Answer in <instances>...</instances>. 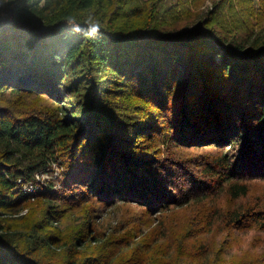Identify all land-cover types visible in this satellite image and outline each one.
I'll list each match as a JSON object with an SVG mask.
<instances>
[{
  "label": "trees",
  "instance_id": "obj_1",
  "mask_svg": "<svg viewBox=\"0 0 264 264\" xmlns=\"http://www.w3.org/2000/svg\"><path fill=\"white\" fill-rule=\"evenodd\" d=\"M162 1L0 0V264H224L217 239L241 229L262 251L234 262L264 264V25L241 31L225 0L175 22ZM189 150L212 154L168 155ZM56 161L61 188L23 221L21 185ZM128 202L144 230L96 229Z\"/></svg>",
  "mask_w": 264,
  "mask_h": 264
},
{
  "label": "rangeland",
  "instance_id": "obj_2",
  "mask_svg": "<svg viewBox=\"0 0 264 264\" xmlns=\"http://www.w3.org/2000/svg\"><path fill=\"white\" fill-rule=\"evenodd\" d=\"M218 1L221 2L222 0H163L162 4L164 5L165 9L168 8V12L166 16L169 18L168 13H173L175 17H179L175 20V22L183 23L187 20H192L195 16L203 11L206 12L207 10L211 9L213 4ZM227 3H232V8L226 9L223 8L222 15L228 18V15L233 14V17H244V27L241 28V31L251 30L252 27H260L264 25V0H225ZM225 4V3H224ZM247 5H252L253 10L252 14L249 15L248 13L250 10L247 9ZM226 6V5H225ZM230 17L229 19H231ZM172 19V17H170ZM172 24L174 23L173 20H170ZM253 25V26H251ZM264 27V26H263ZM188 149H193L188 147ZM208 154H212L208 150H189L187 152H178V153H170L173 159H176L177 163L179 159H184L188 156H194L196 160L203 159L204 156ZM183 168L189 167L193 173L197 172L199 166H193L190 163H184L181 165ZM64 175V169L61 164L56 161L51 164L50 167L46 168L45 171H39L35 173V180L29 182L28 184L21 185L22 190L32 192L31 198L28 200L29 205L26 209H24L21 213H18V216L23 215L25 218L23 221L32 222L39 219L40 214V206L37 200V196L34 194H38V190H43L46 186H51L54 190L61 188V181ZM183 176L182 173L178 174L176 177V189L181 193H185V191H191V188L188 187V180ZM224 200V199H223ZM132 204H122L121 207H114L108 206L105 209L101 208L96 213V229L103 230L106 229L107 231L112 230L113 226H117V221L123 219L125 222L123 223H130L139 225L141 223V228L137 231V234L144 230V226L146 225V219L144 218V214L140 207L133 202H128ZM223 207H225L224 202ZM63 204V202H62ZM65 213L68 214V208L65 209ZM148 218V217H147ZM66 219L61 225L59 226L58 237L61 242H67L69 238V234L67 233V225L73 223L76 225L75 218L71 221ZM67 223V224H66ZM110 228V229H109ZM56 232L58 230H55ZM260 235V234H259ZM258 233L253 231L245 232V230H235L231 236L226 237L224 233L220 235V238L217 239V246L216 248L219 249L222 257L227 261L224 264H236L234 261L241 258L243 262H246L250 259H254L255 256L259 255L262 249L259 247L261 245L260 238L256 240ZM261 236V235H260ZM263 236V235H262ZM255 239V241L253 240ZM228 243V244H227ZM258 249V250H257ZM233 262V263H232Z\"/></svg>",
  "mask_w": 264,
  "mask_h": 264
},
{
  "label": "clouds",
  "instance_id": "obj_3",
  "mask_svg": "<svg viewBox=\"0 0 264 264\" xmlns=\"http://www.w3.org/2000/svg\"><path fill=\"white\" fill-rule=\"evenodd\" d=\"M68 23L74 25V31L79 32L81 30L80 25L77 23L75 18L70 17L68 19ZM84 23L87 27V34L90 36L98 34L102 27V25L94 19L85 20Z\"/></svg>",
  "mask_w": 264,
  "mask_h": 264
},
{
  "label": "built area",
  "instance_id": "obj_4",
  "mask_svg": "<svg viewBox=\"0 0 264 264\" xmlns=\"http://www.w3.org/2000/svg\"><path fill=\"white\" fill-rule=\"evenodd\" d=\"M28 192V191H27ZM31 193V192H30Z\"/></svg>",
  "mask_w": 264,
  "mask_h": 264
}]
</instances>
